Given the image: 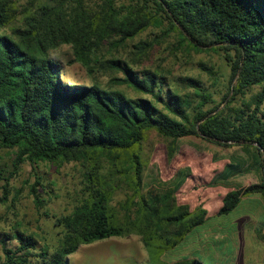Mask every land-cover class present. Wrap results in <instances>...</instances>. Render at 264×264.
<instances>
[{
  "label": "trees",
  "instance_id": "obj_1",
  "mask_svg": "<svg viewBox=\"0 0 264 264\" xmlns=\"http://www.w3.org/2000/svg\"><path fill=\"white\" fill-rule=\"evenodd\" d=\"M118 1L29 0L20 11L17 0H0V147L15 151V168L31 163L39 211L46 207L40 163L75 161L84 168L80 200L70 213L53 217L60 230L57 245L41 244L20 228L0 231V264H69L82 245L131 234L142 235L146 246L156 236L161 252L181 245L204 225L208 211L176 205L183 178L163 195L144 197L143 143L153 131L169 142L170 160L178 141L190 136L247 153L251 163L232 161L212 184L249 170L260 172L261 182L228 192L218 216L233 212L245 197L264 201V0H133L123 16ZM151 27L176 35L196 52L224 51L231 73L221 103L200 78L170 79L165 72L138 71L123 59L99 60L107 40L119 37L125 44ZM7 28L12 33H4ZM64 44L73 48L69 63L80 62L90 73L96 65L121 72L111 79L114 86L148 98L64 81L62 65L50 58ZM201 66L216 76L213 68ZM256 86L262 90L247 98ZM2 179L8 189L10 179ZM124 187L132 196L119 210L114 200ZM172 264L205 263L194 256Z\"/></svg>",
  "mask_w": 264,
  "mask_h": 264
},
{
  "label": "rangeland",
  "instance_id": "obj_2",
  "mask_svg": "<svg viewBox=\"0 0 264 264\" xmlns=\"http://www.w3.org/2000/svg\"><path fill=\"white\" fill-rule=\"evenodd\" d=\"M17 1L20 11L29 5V0ZM132 1H118L117 8L120 7L122 16L127 14V8ZM135 2L136 0L133 3ZM3 32L12 33V29L7 28ZM119 40V37H114L101 45L98 52L101 62L119 58L127 61L138 71L144 69L161 71L170 79L179 76L200 78L213 92L216 103H221L231 73L224 59V51L190 50L179 43L176 35L166 36L160 28L155 27L149 28L134 39H129L125 44ZM50 58L60 62L63 67V79L66 82L88 86L97 84L105 88L118 89L130 98H148L126 85L114 86L111 79L121 77V72L96 65L95 71L90 73L80 62L69 63L74 60L71 45L64 44L52 50ZM202 64L213 68L216 76L212 77L204 72ZM261 90L259 86L254 87L247 94V98ZM168 144L169 142L155 131L149 133L143 143L142 153L147 165L142 194L147 199H150L151 194L163 195L165 190L174 188L183 178L184 183L174 195L176 205H185L192 213L203 207L209 211V221L195 228L173 251L161 252L158 245L162 241L156 236H153L151 244L146 246L142 235L131 234L82 245L69 257V264H172L179 259L194 256L205 264H231V261L239 258L238 254L242 253L243 247L262 241L258 238L260 233L264 238V201L261 196L245 197L233 212L217 216L218 205L222 202L223 195L231 190L261 182L262 174L249 170L231 176L226 181L212 184L213 178L222 173L226 165L232 161L242 158L251 163L247 153L238 146L222 147L200 137L190 136L178 141L177 153L170 160ZM15 158L14 150L0 147V231L13 233L15 228H20L32 234L41 244L48 242L52 246L57 245L60 230L55 226L53 217L70 213L80 200L83 164L75 161L61 165L40 163L38 169L45 184V187L40 188V192L46 200V207L39 211L31 190L36 181L34 169L28 161L15 168ZM2 178L10 179L8 189L5 188L6 182ZM131 196L129 188L124 187L117 193L114 205L121 210L120 205ZM137 210V206L134 207L133 219L136 218ZM45 213L50 217L48 218ZM248 219L257 223L255 230L251 227L245 230L242 228L245 222L248 224ZM223 229L225 232H222ZM220 230L221 232H216ZM223 236L225 239H222ZM218 239L219 241H215ZM15 244L13 241L12 245ZM245 253L246 248L243 255ZM0 256H3L1 245Z\"/></svg>",
  "mask_w": 264,
  "mask_h": 264
},
{
  "label": "crops",
  "instance_id": "obj_3",
  "mask_svg": "<svg viewBox=\"0 0 264 264\" xmlns=\"http://www.w3.org/2000/svg\"><path fill=\"white\" fill-rule=\"evenodd\" d=\"M224 196L225 195H223V197L221 198L222 202L218 205V210L217 211H219V209L221 208V206L223 204ZM217 216H218V213H217ZM209 219H210V214H209V211H208L207 220L206 221H209ZM251 220L252 219H248V224H247V222H245L242 225V228L244 230H245V228L248 229V227H251L253 230H255L257 228V226H256L257 223H253ZM216 232H221V230L220 231H216ZM222 232H225V230L223 229ZM258 238L260 240H262V241L259 242V244L256 243L257 244L256 245V244L252 243L248 247H247V245L245 247H243L242 253L238 254L239 258H236V259L233 260L236 263L231 261V264L232 263L233 264H264V239L262 237H258ZM222 239H225L224 236H223ZM215 241H219V239L215 240ZM244 248H246V253L243 255Z\"/></svg>",
  "mask_w": 264,
  "mask_h": 264
}]
</instances>
